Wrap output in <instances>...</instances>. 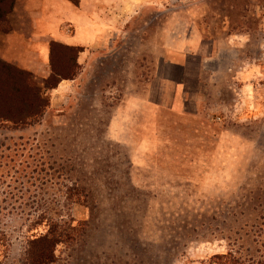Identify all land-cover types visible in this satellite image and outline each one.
<instances>
[{
	"label": "rangeland",
	"instance_id": "1",
	"mask_svg": "<svg viewBox=\"0 0 264 264\" xmlns=\"http://www.w3.org/2000/svg\"><path fill=\"white\" fill-rule=\"evenodd\" d=\"M59 1L36 0L35 32L70 14ZM24 9L0 0V109L27 108L16 69L48 104L25 125L0 121V264H26L41 236L55 240L45 264L263 257L264 0L138 8L77 67L49 40L74 79L55 90L48 65L32 73L6 55Z\"/></svg>",
	"mask_w": 264,
	"mask_h": 264
},
{
	"label": "crops",
	"instance_id": "2",
	"mask_svg": "<svg viewBox=\"0 0 264 264\" xmlns=\"http://www.w3.org/2000/svg\"><path fill=\"white\" fill-rule=\"evenodd\" d=\"M162 1L165 0H77V4L68 1L74 5L73 8H69L70 14L66 15L65 19L55 22L52 31L44 30L43 33H37L34 25L37 22L35 20L39 18L42 20L41 5L39 3L36 5V0H23L25 26L21 30L8 33L6 55L23 69L36 73L38 70L48 69V41L54 40L64 45L81 47L82 50L77 53L76 58V62L80 64L84 53L90 49H101L111 39L121 35L129 16L131 17L138 8L159 6ZM47 2L52 6L60 1ZM13 32L17 33L18 37H14ZM12 47H17V50L13 52ZM73 80L61 79L52 90L70 85L69 82Z\"/></svg>",
	"mask_w": 264,
	"mask_h": 264
},
{
	"label": "trees",
	"instance_id": "3",
	"mask_svg": "<svg viewBox=\"0 0 264 264\" xmlns=\"http://www.w3.org/2000/svg\"><path fill=\"white\" fill-rule=\"evenodd\" d=\"M72 4H77V0H68ZM55 44V43H53ZM59 44V43H58ZM60 45L71 48L74 50V64L77 67L76 63V57L77 53L82 50L81 47L78 46H69V45ZM47 63L49 66V72L47 75V88H54L56 84L61 79H72V76H64L63 74H60L59 71L54 69V63H53V54H52V47L51 44L48 45V54H47ZM5 68H10L11 66L7 64L0 63ZM16 72L18 73V78L16 81L12 82L11 90L12 92L18 91L23 93V96L21 97V104L26 106L27 108H20L17 109L15 112H12L11 109V102H6L4 104L3 110L0 109V121L9 122L12 125H25L28 123V121L35 119L37 116H40L43 112V108L48 104L47 98H42L37 92L39 89H37L35 86L27 85V83L24 82V75L26 71L16 69ZM23 80V82H22ZM49 80V81H48ZM16 86V87H15ZM9 101V100H7ZM12 112V113H11ZM55 240H51V238L47 236H41L37 238L35 241H32L31 243L37 244V248L33 249V251H30V249L26 251L25 256V262L26 264H45V260L49 257V254L52 252V246L54 245L53 242ZM52 242V244H51ZM213 258L219 260L218 264H264V254L263 257L253 259L251 257H248L244 260V258H239L238 256H233L230 253L226 254H216L213 255Z\"/></svg>",
	"mask_w": 264,
	"mask_h": 264
}]
</instances>
